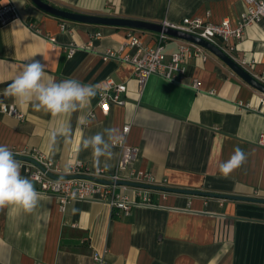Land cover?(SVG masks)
Wrapping results in <instances>:
<instances>
[{
    "label": "crops",
    "instance_id": "obj_1",
    "mask_svg": "<svg viewBox=\"0 0 264 264\" xmlns=\"http://www.w3.org/2000/svg\"><path fill=\"white\" fill-rule=\"evenodd\" d=\"M44 1L71 12L170 24L191 16L236 25L248 5L247 0ZM8 4L21 18L0 25V93L33 60L45 65L46 81L100 87L83 109L57 117L0 94V105L13 106L25 117L0 114V144L14 154L38 150L64 168L82 162L89 170L113 172L122 149L114 146L113 158L100 157L97 163L82 141L115 127L128 146L138 149L120 171L122 180L143 173L155 185L264 199V148L258 144L264 134V95L223 61L208 51L206 60L191 56L182 82L154 75L141 88L134 66L124 59L133 52L127 43L135 35L154 47L158 33L66 21L31 0H0V7ZM235 43L236 50L227 53ZM184 44L171 38L165 54L170 57ZM220 48L238 64L241 58L252 62L244 68L264 83V20L247 28L241 41ZM110 81L125 84L127 92L124 104L104 116L97 106ZM92 112L96 117L85 125ZM60 125H70L72 133L67 142L58 137L52 146L50 133ZM125 125L131 126L128 135ZM237 146L246 162L225 178L219 165ZM20 163L21 175L29 178L25 162ZM140 190L145 191L128 187L126 193L139 201ZM148 191L154 206H133L127 216L100 201H72L62 211L55 198L42 194L32 213L6 205L0 208V264H99L96 258L104 264H264V204Z\"/></svg>",
    "mask_w": 264,
    "mask_h": 264
},
{
    "label": "built area",
    "instance_id": "obj_2",
    "mask_svg": "<svg viewBox=\"0 0 264 264\" xmlns=\"http://www.w3.org/2000/svg\"><path fill=\"white\" fill-rule=\"evenodd\" d=\"M247 8L241 13L236 25H232L229 20H223L220 24H213L204 22L200 18L186 16L178 24H170L163 22L165 26H169L176 30L198 36L220 48V44L228 45L231 40L239 42L243 39L247 28L261 23L264 20V0H247ZM20 14L13 4L3 5L0 7V25L7 26L13 21L20 20ZM171 40L170 37L159 34L154 47L147 46L141 39L135 35L130 36L127 46L133 50L124 59L126 62L132 64L135 69V79L139 87L144 88L147 80L154 75L160 76L169 81L182 82L185 74V62L191 56L196 58L207 59L208 53L203 48L194 44H184L178 48V51L168 57L165 54V46ZM52 42L55 40L52 38ZM237 48L236 43L227 47V53H233ZM74 50L71 49L69 55L71 56ZM110 55H113L111 52ZM231 57V56H230ZM232 58V57H231ZM233 59V58H232ZM234 60V59H233ZM236 61V60H235ZM241 67H245L252 62L245 58L239 59ZM127 92L125 84H115L110 81L108 88L101 90V98L98 103V110L104 115L108 116L109 112L115 105L124 104V95ZM264 103V99H262ZM0 114H5L17 118L20 121L25 119L15 107L1 104ZM96 117L95 112L89 114L85 125H88ZM131 126L125 125L124 133L129 134ZM258 144L264 148V134L261 135ZM114 146L122 149V157L119 161L116 170L107 172L102 169L89 170L85 168L82 162H76L71 167H62L60 164L44 156L38 150H32L23 153H16L25 157H29L37 161L45 171L30 163H23L27 176L36 182L39 186L37 191L42 195L51 196L55 198L62 211H64L68 204L72 201H100L113 210L122 211L126 216L130 214L133 206H154L152 203L150 193L148 190H140L137 196L139 201L131 198L127 192L126 186H108L102 185L84 179H65L55 180L47 175L48 172L55 176H76L87 175L101 180H122L119 173L132 163L138 154V149L130 147L125 140L118 141ZM133 182L144 184H154L153 179L149 175L139 173ZM120 188V192L117 190ZM264 221V214H263ZM99 264H104L103 259L96 258Z\"/></svg>",
    "mask_w": 264,
    "mask_h": 264
},
{
    "label": "clouds",
    "instance_id": "obj_3",
    "mask_svg": "<svg viewBox=\"0 0 264 264\" xmlns=\"http://www.w3.org/2000/svg\"><path fill=\"white\" fill-rule=\"evenodd\" d=\"M45 65L39 60L26 64L12 80L2 95L15 98L20 104L31 103L32 107L51 113L53 117L75 113L83 109L96 95L99 85H85L75 80L60 82L45 80ZM72 129L70 125H60L50 133V144L55 146L58 137L68 141ZM123 139L120 130L108 127L102 132L88 136L82 141V149H91L97 163L100 157L113 158L114 145ZM247 159L243 149L236 147L227 161L219 165L221 175L227 178L235 169L240 168ZM105 167H108L105 163ZM63 180V177H61ZM41 199L31 179L21 175V163L7 145L0 144V208L6 205L21 207L32 213Z\"/></svg>",
    "mask_w": 264,
    "mask_h": 264
},
{
    "label": "water",
    "instance_id": "obj_4",
    "mask_svg": "<svg viewBox=\"0 0 264 264\" xmlns=\"http://www.w3.org/2000/svg\"><path fill=\"white\" fill-rule=\"evenodd\" d=\"M31 2L37 6V8L41 9L42 11L50 14L51 16H55L66 21L82 23V24H89V25H97V26H110V27H117V28H127L133 30H139L144 32H153L158 34H164L170 38H175L179 40H183L187 43L197 45L204 50L208 51L212 55L219 58L223 61L228 68H230L237 76H239L243 81L249 84L252 88L256 89L260 92V94L264 95V83L260 82L259 80L255 79L244 67H241L235 60H233L229 55H227L221 48L218 46L189 33L183 32L181 30L173 29L169 26H165L163 23H155L131 18H121V17H113V16H101V15H90L84 13H77L71 12L68 10H64L61 8L54 7L49 3L45 2L44 0H31ZM15 157L20 162L30 163L41 170L45 171V169L34 159L25 157L22 155L15 154ZM47 175L55 180H63L65 179H84L93 181L102 185L108 186H126L144 190H151L153 191H160V192H167V193H175V194H182V195H190V196H203L206 198H217L223 200H233V201H241V202H248V203H255V204H264V199L261 198H254V197H247V196H236L230 194H215L212 192L201 191V190H187L181 188H171L165 187L155 184H144L139 182L133 181H126V180H101L92 176L87 175H76V176H55L54 174L48 172Z\"/></svg>",
    "mask_w": 264,
    "mask_h": 264
}]
</instances>
